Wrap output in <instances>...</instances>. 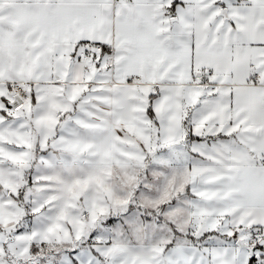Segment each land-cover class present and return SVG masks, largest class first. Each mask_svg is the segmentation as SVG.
Returning <instances> with one entry per match:
<instances>
[{
  "label": "snow or ice",
  "instance_id": "6c2138e0",
  "mask_svg": "<svg viewBox=\"0 0 264 264\" xmlns=\"http://www.w3.org/2000/svg\"><path fill=\"white\" fill-rule=\"evenodd\" d=\"M0 264H264V0H0Z\"/></svg>",
  "mask_w": 264,
  "mask_h": 264
}]
</instances>
